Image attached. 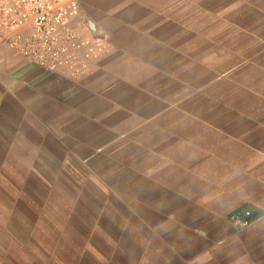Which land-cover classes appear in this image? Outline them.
<instances>
[{
	"label": "crops",
	"instance_id": "crops-1",
	"mask_svg": "<svg viewBox=\"0 0 264 264\" xmlns=\"http://www.w3.org/2000/svg\"><path fill=\"white\" fill-rule=\"evenodd\" d=\"M80 5L79 69L0 40V264H264V0Z\"/></svg>",
	"mask_w": 264,
	"mask_h": 264
},
{
	"label": "built area",
	"instance_id": "built-area-1",
	"mask_svg": "<svg viewBox=\"0 0 264 264\" xmlns=\"http://www.w3.org/2000/svg\"><path fill=\"white\" fill-rule=\"evenodd\" d=\"M80 26V0H0V40L44 70H76L97 55L102 41Z\"/></svg>",
	"mask_w": 264,
	"mask_h": 264
},
{
	"label": "water",
	"instance_id": "water-1",
	"mask_svg": "<svg viewBox=\"0 0 264 264\" xmlns=\"http://www.w3.org/2000/svg\"><path fill=\"white\" fill-rule=\"evenodd\" d=\"M87 28L91 31L94 38H97V39L101 38V36L96 33V27L93 23L88 22Z\"/></svg>",
	"mask_w": 264,
	"mask_h": 264
}]
</instances>
